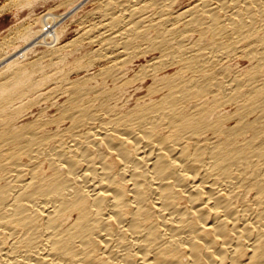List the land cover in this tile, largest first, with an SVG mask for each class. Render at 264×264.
<instances>
[{
  "label": "bare ground",
  "instance_id": "obj_1",
  "mask_svg": "<svg viewBox=\"0 0 264 264\" xmlns=\"http://www.w3.org/2000/svg\"><path fill=\"white\" fill-rule=\"evenodd\" d=\"M98 2L0 48V264H264V0Z\"/></svg>",
  "mask_w": 264,
  "mask_h": 264
},
{
  "label": "rangeland",
  "instance_id": "obj_2",
  "mask_svg": "<svg viewBox=\"0 0 264 264\" xmlns=\"http://www.w3.org/2000/svg\"><path fill=\"white\" fill-rule=\"evenodd\" d=\"M30 1L29 0H0V48L3 47L5 50L12 49L13 51L11 50L10 53H13L14 47L15 48L17 47L16 49H19L21 46L25 44V42H23L24 36L22 34L28 35L32 31H39L43 28L47 29V28H50V26H52V29L55 28L63 32V33L60 32L62 36L59 42L60 45H66L74 41L76 42L78 39L79 33L80 31H82L81 29L83 28V24H81L82 21L89 20L91 16L90 13H92L95 10V8L97 9L99 7V4H98L99 0L97 1L80 0V5L76 7L74 10H72L71 12H69L68 9H70L69 8L70 6H68L67 4L69 0L68 1L67 0H30ZM34 1H36V4ZM27 2L28 4L33 2L32 5L29 4L31 7L27 5ZM60 3L62 5L63 3H66V4H64L62 7L61 5H59ZM184 3L185 4H183L182 6H185L187 1H185ZM85 4L87 5L85 6ZM58 6L60 9L58 8ZM42 17H43V20H41ZM49 18L51 20L53 18L55 19L52 20L53 21L52 22L51 20H49ZM46 19H48V21ZM48 23L49 24L51 23V24L49 25ZM26 30L27 32L25 33ZM42 38L43 37L39 36V38L36 39L37 42L34 39V43H38L36 46L37 53L50 49L51 46H49V44L52 45V47L53 45L56 46V43L51 44L52 43L51 40H48L49 43H46L45 45L42 44L43 42ZM95 49H97V47L95 45H92V46H89L85 52H90V51L92 52ZM35 55H36L35 53L31 54L30 57L35 58L36 57ZM155 56H158V53L154 55H150L146 59L149 60L151 58H154ZM89 59L90 57L89 58L86 57L83 62H86ZM146 59H141L140 61H138L136 64L135 70H138L140 64L142 65L146 63ZM248 63L249 62L243 58H237L232 64L234 66L236 65L235 66L236 68L238 66V68L245 69L248 67L249 65ZM38 112L39 111H37L36 113Z\"/></svg>",
  "mask_w": 264,
  "mask_h": 264
}]
</instances>
